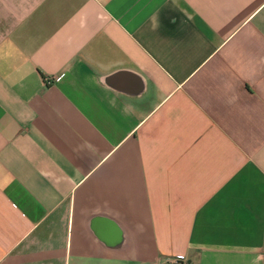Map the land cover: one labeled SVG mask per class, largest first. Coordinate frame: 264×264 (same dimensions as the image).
Instances as JSON below:
<instances>
[{
    "label": "crops",
    "instance_id": "obj_1",
    "mask_svg": "<svg viewBox=\"0 0 264 264\" xmlns=\"http://www.w3.org/2000/svg\"><path fill=\"white\" fill-rule=\"evenodd\" d=\"M171 257L264 264V0H0V264Z\"/></svg>",
    "mask_w": 264,
    "mask_h": 264
},
{
    "label": "built area",
    "instance_id": "obj_2",
    "mask_svg": "<svg viewBox=\"0 0 264 264\" xmlns=\"http://www.w3.org/2000/svg\"><path fill=\"white\" fill-rule=\"evenodd\" d=\"M49 81H50L49 78H46V82H49ZM166 262H167L168 264H176V263L179 262V259L174 258V257H171V258H168V259L166 260Z\"/></svg>",
    "mask_w": 264,
    "mask_h": 264
},
{
    "label": "trees",
    "instance_id": "obj_3",
    "mask_svg": "<svg viewBox=\"0 0 264 264\" xmlns=\"http://www.w3.org/2000/svg\"><path fill=\"white\" fill-rule=\"evenodd\" d=\"M176 264H179V262H178V263H176Z\"/></svg>",
    "mask_w": 264,
    "mask_h": 264
}]
</instances>
